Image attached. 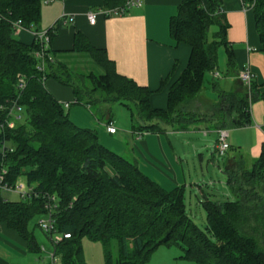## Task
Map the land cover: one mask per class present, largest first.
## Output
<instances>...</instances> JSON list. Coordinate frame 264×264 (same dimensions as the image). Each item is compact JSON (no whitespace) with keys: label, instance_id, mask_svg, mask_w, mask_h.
Listing matches in <instances>:
<instances>
[{"label":"trees","instance_id":"trees-1","mask_svg":"<svg viewBox=\"0 0 264 264\" xmlns=\"http://www.w3.org/2000/svg\"><path fill=\"white\" fill-rule=\"evenodd\" d=\"M54 1L0 0V124L7 121L14 104L27 112L24 124L0 130V174L7 171L4 183L11 187L23 179L38 195L18 202L0 196V222L19 233L31 251L40 252L30 224L47 216L49 196L56 198L54 233L70 235L53 247L60 264H87L83 239L103 246L105 264H112V242L119 250L116 264H147L162 246L180 248L181 258L196 264H264V142L255 160L238 154L239 169L226 163L223 174L230 198L203 201L207 227L202 231L188 215L185 187L167 190L144 174L135 159L105 147L96 130L81 128L70 119L45 84L54 80L70 88L75 104L90 110L100 106L97 120L107 106H124L139 138L164 133L166 127L176 132L202 124L218 131L249 127V96L221 91L218 79L213 80L218 102L206 113L201 110L206 78L219 72V49L225 48L227 54L226 76L237 67L222 0H183L172 17L175 45L186 44L192 52L188 67L170 88L166 110H153L152 92L119 75L106 51L94 48L80 33L71 51L51 50L55 26L47 30L46 51L36 38L31 45L20 42L15 24L40 32L43 4ZM128 1L105 0L107 7L114 5L110 9ZM242 1L254 11L264 52V0ZM21 80L24 89H19Z\"/></svg>","mask_w":264,"mask_h":264},{"label":"crops","instance_id":"crops-1","mask_svg":"<svg viewBox=\"0 0 264 264\" xmlns=\"http://www.w3.org/2000/svg\"><path fill=\"white\" fill-rule=\"evenodd\" d=\"M140 2L141 7H133L124 15L107 17L103 15V11L112 10L110 8L114 5L107 7L105 0L45 2L38 29L45 31L56 27V35L51 44L53 52L71 51L74 47L75 35L78 33L84 35L94 48L106 51L119 75L133 80L140 87H147L152 92L150 106L153 110H166L170 88L188 67L192 52L191 47L186 44L176 46L170 35V21L178 13L183 0H140ZM222 2L224 15L229 24L227 40L234 50L237 67L236 71L228 76L219 72L221 77L217 81L223 80L222 85H219L223 92L249 96L252 124L246 128L252 127L258 132V143L252 155L244 154L241 146L234 147L230 144L232 153L226 162L229 164L230 158L236 159V154L242 153L249 159L255 160L261 152V145L264 142V132L260 129L264 127V52L253 9L248 8L242 0H222ZM91 12L98 13L94 25L88 20V13ZM15 36L26 45H31L35 39L33 32L26 29H18ZM245 69H249L254 75L253 87H251L255 90L254 95L251 88L248 89L239 80V74ZM207 77L214 80L212 74ZM164 81L167 83L162 88ZM212 83H206L201 98L205 104L201 109L204 113L218 102V95ZM45 84L60 104L65 107L69 105V108H66L67 113L76 125L77 121L88 120L85 124L86 128L96 130L100 142L105 147L124 157L132 155L139 163L142 172L163 188L172 190L176 187H185L187 195L188 189L193 187L203 195L204 200L216 201V197L212 198V193L208 196L203 193L196 183L198 180L191 179L189 170L191 164L183 148L185 146L183 141L191 144L190 154L193 153L195 156H192V161L199 157L202 166L206 162L202 151L209 148L211 141L214 143V149L216 148L218 141L216 128L212 129L211 125L202 124L188 131L176 132L166 127L164 133H146L141 138L132 131V128L129 132L124 131V135L121 136L118 128L116 134H110L107 123L111 120V123L117 127L110 110L105 111L102 119L94 118L93 123L87 119L82 109L85 106L75 104L70 88L63 87L54 80H48ZM76 105L81 107H74ZM87 109L90 111L89 108ZM211 135L214 137L213 140L210 139ZM208 139L211 141L209 142ZM194 181L196 182L193 183ZM227 194L226 196L230 197L228 189ZM203 201L200 203L202 204ZM37 244L40 252L31 251L28 243L19 233L10 229L6 223L0 222V264H39L40 262L52 264L50 257L53 253L47 254L48 259L45 262L40 255L46 253V249L38 240Z\"/></svg>","mask_w":264,"mask_h":264},{"label":"rangeland","instance_id":"rangeland-1","mask_svg":"<svg viewBox=\"0 0 264 264\" xmlns=\"http://www.w3.org/2000/svg\"><path fill=\"white\" fill-rule=\"evenodd\" d=\"M215 30H216L215 28H212L211 32L214 33ZM84 59L87 60V58ZM218 64H219L218 71L225 76L226 65H227V54L225 48L219 49ZM80 66H84V65L82 64ZM212 81L213 79L207 77L204 87L206 86V83L210 84L212 83ZM222 81L223 80L216 81L218 87L219 85H222ZM201 104L203 106L205 105L204 102L202 101ZM71 107L73 108V105ZM74 107H81V106L76 105ZM98 107L100 106L94 105V107L90 111H88L86 107L85 108L82 107L87 119H90L91 121H93V123L95 120L94 116L95 114L97 115L98 113ZM19 108L20 110L16 109L13 113L14 122L11 123H13L14 126L10 129H14L17 126V123L24 124L26 122L27 119L26 109L23 106H20ZM78 109L79 108H77V110ZM107 109L111 111L110 113L113 117L112 119L116 123L117 126L116 128H118L119 130V136L124 135L125 133L124 131L129 132L131 128V119L127 109L119 104L112 105L111 107L107 106ZM65 110L67 113L68 109H66V107ZM70 119H72L71 116ZM87 121L88 120L77 121L78 122L77 125L80 126L81 128H86L85 124H87ZM211 128L214 129V127ZM229 133H230V138H229L230 144H232L234 147L241 146L244 154L252 155L253 149L258 143L257 130H255L252 127L243 128V129H231L229 130ZM210 139L211 140L214 139L213 135H211ZM210 139H208L209 142L211 141ZM183 144H185L183 148L187 153L188 161L191 164L189 165V170L191 171V179L198 180L197 182L194 181L193 183L196 182L201 187V190L206 196L212 193L213 195L212 198L215 199L216 197L215 200L219 202L228 200L230 197L226 196L228 195L227 186H226L227 179L225 174H223V169L232 151L231 150L228 151L226 156L221 157L215 152L216 148L214 149V143L211 141L209 143V148L202 151V154H204V156L206 157V162L201 166L199 163L200 162L199 157L198 159L196 157L197 160L194 159V161H192L193 160L192 156L195 157L193 153L190 154L191 152L190 148L192 147V145L187 143L186 141L185 142L183 141ZM7 146L10 147V144L7 143ZM179 150L181 151V149ZM125 156L127 159H130L131 161L134 160L132 155H125ZM235 157H237L236 160L230 158L228 166L230 169L237 170L240 167V157L238 156V154H236ZM196 171L198 172L197 176H196ZM188 186H190L189 183ZM0 196H2L4 200H8L12 202L25 200L16 191H1ZM203 200H204L203 195H200L199 191L196 188L193 189L192 187V189H188V193L186 195V205H187L188 215L202 231H206L207 215L202 204L200 203ZM45 218L46 217L36 218L30 224V228H34L33 231L34 236L36 237L38 242L42 244L46 249V253L43 252L41 253L40 256L45 259V262H47L48 259L47 254L54 253V248H53L54 246L51 237L47 233L43 232L38 224L36 226V221L42 219L45 220ZM82 244H83V259L87 264H105L106 256H105L104 248L100 243H94V242H90L87 239H83ZM182 254L183 251L176 246H172V247L162 246L153 253L151 259L147 264H196L193 261L182 259L181 258ZM118 258H119L118 245L116 242H112L111 244L112 264H116ZM56 264H60V259L57 258Z\"/></svg>","mask_w":264,"mask_h":264},{"label":"built area","instance_id":"built-area-1","mask_svg":"<svg viewBox=\"0 0 264 264\" xmlns=\"http://www.w3.org/2000/svg\"><path fill=\"white\" fill-rule=\"evenodd\" d=\"M142 4L140 2V0H130L126 3V5L124 7L121 8H117V9H112V10H105L103 11V15L107 16H112V15H124L129 9L133 8V7H141ZM248 8H252L251 6H248ZM98 17V13L95 12H91L88 13V20L90 22V24L94 25L96 20ZM15 27L18 29H23L21 26V23L18 22L15 24ZM34 37L36 38V40L40 41V43H42L43 45V51H46L49 48V44H50V33L49 31L45 30V31H40V32H33ZM40 57L44 56V52L40 53L39 55ZM40 71H44V69L42 67H40ZM213 78L215 79H219L221 77V74L219 72H214L212 73ZM254 75L252 74V72L249 69H245L243 70L240 74H239V80L249 88H251L252 85V81H253ZM26 86L25 82L23 80L20 81L19 84V89H24ZM66 108H69V105H66ZM18 109L20 110L19 106L17 104H14L13 107L10 109L9 113H8V119L7 121H5L4 123L0 124V130L1 131H5L7 128H12L14 125L11 122H14L13 120V113L14 111ZM8 126V127H7ZM260 129L264 132V127H260ZM107 130L110 134H116L117 129L113 124H110V126L107 127ZM217 136H218V143L216 145V151L218 153L219 156L224 157L227 152L230 150V143H229V136L230 133L228 130H219L217 132ZM4 145V144H3ZM5 145L3 146V150L2 152H5ZM7 174V171L3 170L0 174V192L1 191H16L18 192L21 197L23 199H31L32 196L37 197L38 195L36 193H34L33 189L30 188L26 182H24L23 180L21 181H17V183L15 184L14 187L9 186L8 184L4 183V176ZM55 201L56 198L55 197H49L48 196V203L46 206V209L48 211L47 216H45V220H39L38 225L39 227L42 229L43 232L47 233V234H51L55 232V218L53 216L54 211L56 210V205H55ZM51 240L53 243V246L60 243L63 239H69L70 235L66 234V235H58V234H52L51 235ZM51 261L52 264H55L56 262V256L55 254H51Z\"/></svg>","mask_w":264,"mask_h":264}]
</instances>
